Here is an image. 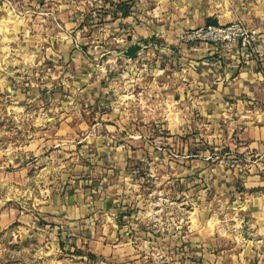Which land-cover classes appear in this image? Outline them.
<instances>
[{
  "label": "rangeland",
  "instance_id": "rangeland-1",
  "mask_svg": "<svg viewBox=\"0 0 264 264\" xmlns=\"http://www.w3.org/2000/svg\"><path fill=\"white\" fill-rule=\"evenodd\" d=\"M156 1L0 0V264L105 262L77 237L76 231L85 230L54 222L39 202L48 194L46 187L54 185L63 193L66 180L64 169L53 176V183L41 180V163L32 157L30 143L41 133L59 132L64 122L73 140L61 151L76 153L85 168L73 174L74 181L83 183L88 202H119L114 214L129 218L127 232L183 233L195 203L222 201L217 187L236 160L227 149L206 142L198 105L179 95L178 90L196 83L182 72V48L167 46L168 32L153 27ZM243 56L258 60L261 53ZM127 57L139 62L122 61ZM158 67L164 72L151 93V72ZM172 69L180 76L175 85L166 73ZM139 70L148 77H136ZM169 89L176 92L175 99L167 97ZM93 130L97 142L89 135ZM128 131L143 137L127 138L135 136ZM105 144L110 155L122 154L120 162L98 159ZM44 151L42 162L48 161L51 149ZM101 169L105 175L98 173ZM111 189L117 190L110 196ZM176 253L179 259L189 255L184 249Z\"/></svg>",
  "mask_w": 264,
  "mask_h": 264
},
{
  "label": "crops",
  "instance_id": "crops-1",
  "mask_svg": "<svg viewBox=\"0 0 264 264\" xmlns=\"http://www.w3.org/2000/svg\"><path fill=\"white\" fill-rule=\"evenodd\" d=\"M154 17L157 18V24L153 25L156 31L168 32L166 45L182 48V72L196 83L189 89L185 86L178 90L179 95L183 100L193 98L191 103L198 105L204 123L201 125L207 129L206 142L213 141L221 149H227L226 154L236 160L224 172V183L217 187L219 201L221 197L222 201L195 203V214L188 213L183 233L169 230L145 233L140 228L135 233L127 232L129 218L124 214L117 218L114 214L113 206L119 202H88V193L81 189L83 183L74 181L76 171L85 172V168L77 162L76 153L61 151L63 144L73 140L72 131L64 122L59 132L41 133L30 143L32 157L41 163L37 168L41 180L45 177L48 184L53 183V176L62 169L66 180L62 184L63 193L57 192L54 185L46 187L48 194L39 201L40 205L47 207L54 222L67 225L70 230H85L76 231L77 237H83V243H88L89 253L103 257V264H264V0H157ZM235 21H241L257 36L260 59L246 58L236 46L217 52L208 45L184 40V35L190 31ZM207 58L211 63H205ZM128 60L139 62L135 57L122 61ZM168 66L175 68L174 63ZM163 72L160 67L152 70L151 93L156 85H160L156 80ZM166 73L175 85V79L180 77L175 69L170 71L171 74ZM136 77L144 79L148 76L144 70H139ZM139 85L143 90L144 83ZM166 95H174L175 99L176 92L169 89ZM109 104L113 106V100ZM184 106L191 107L186 103ZM108 129L113 128L108 126ZM128 132L135 136L127 138L135 141L143 137L141 130ZM89 135L97 142L96 130ZM108 140L107 143L112 142ZM106 146L108 144L101 146L104 149H98V159L113 158L120 162L122 154L110 155L111 147ZM46 149L51 151L48 161L43 163L41 157ZM89 171L86 172L88 175L92 173ZM106 172L101 169L98 173L105 175ZM107 184L110 187L111 181ZM116 190L111 189L110 196ZM230 196L233 199L229 202ZM122 205L127 209V202ZM156 205L160 204L156 202ZM23 219L27 220L26 217ZM156 237L168 242L158 245L146 242ZM182 249L189 255L179 259L176 252Z\"/></svg>",
  "mask_w": 264,
  "mask_h": 264
},
{
  "label": "built area",
  "instance_id": "built-area-1",
  "mask_svg": "<svg viewBox=\"0 0 264 264\" xmlns=\"http://www.w3.org/2000/svg\"><path fill=\"white\" fill-rule=\"evenodd\" d=\"M184 40L192 44L208 45L217 52H225L230 47L236 46L248 57L260 54L257 36L249 31L241 21L231 22L227 25L205 26L186 33ZM205 63L209 64L211 60L207 58Z\"/></svg>",
  "mask_w": 264,
  "mask_h": 264
},
{
  "label": "trees",
  "instance_id": "trees-1",
  "mask_svg": "<svg viewBox=\"0 0 264 264\" xmlns=\"http://www.w3.org/2000/svg\"><path fill=\"white\" fill-rule=\"evenodd\" d=\"M130 50H132V51H129L128 54L130 56H133V53L137 50V47L131 48Z\"/></svg>",
  "mask_w": 264,
  "mask_h": 264
}]
</instances>
